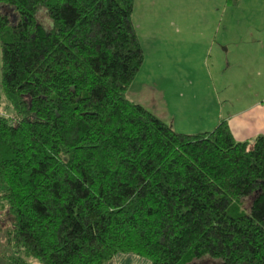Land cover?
<instances>
[{"label":"trees","instance_id":"obj_1","mask_svg":"<svg viewBox=\"0 0 264 264\" xmlns=\"http://www.w3.org/2000/svg\"><path fill=\"white\" fill-rule=\"evenodd\" d=\"M132 7L0 0V262L264 264V134L177 131L127 98Z\"/></svg>","mask_w":264,"mask_h":264},{"label":"rangeland","instance_id":"obj_2","mask_svg":"<svg viewBox=\"0 0 264 264\" xmlns=\"http://www.w3.org/2000/svg\"><path fill=\"white\" fill-rule=\"evenodd\" d=\"M217 5L220 8V0H133L132 22L144 59L126 87L125 96L134 101V87L155 84L156 90L150 96L140 91L137 98L177 131L211 128V115L217 103L225 108L228 102H243L249 95L218 84L217 81L226 79L228 68H219L213 61L215 54L206 51L210 44L201 43L212 35L214 18L220 13L219 8H214ZM37 16L48 24L42 10ZM183 79L187 85L176 89ZM0 113L13 114L1 88ZM206 261L214 264L210 259Z\"/></svg>","mask_w":264,"mask_h":264},{"label":"crops","instance_id":"obj_3","mask_svg":"<svg viewBox=\"0 0 264 264\" xmlns=\"http://www.w3.org/2000/svg\"><path fill=\"white\" fill-rule=\"evenodd\" d=\"M214 8L218 10L219 6ZM219 9L212 35L201 39V43L210 44L206 51L215 54L213 61L219 68H228L226 79L217 81L218 84L249 95L243 102H228L224 109L217 103L210 122L213 126L220 118H225L235 139H250L256 134H264V0H220ZM222 53L226 55L224 58ZM178 82L176 89H184L187 85L186 79ZM154 90L155 84L134 87V101L142 104L137 98L138 93L142 91L150 96ZM149 263L139 254L118 251L105 264ZM28 264L41 263L30 260Z\"/></svg>","mask_w":264,"mask_h":264}]
</instances>
